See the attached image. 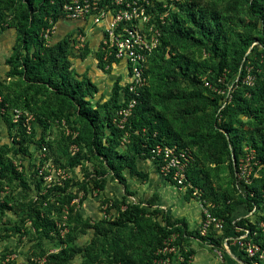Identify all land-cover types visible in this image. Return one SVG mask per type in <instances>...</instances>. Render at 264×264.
<instances>
[{
	"label": "rangeland",
	"instance_id": "1",
	"mask_svg": "<svg viewBox=\"0 0 264 264\" xmlns=\"http://www.w3.org/2000/svg\"><path fill=\"white\" fill-rule=\"evenodd\" d=\"M154 1L167 8L162 12L166 17L168 9L177 11L174 3L180 0ZM207 1L215 3L221 11L233 8L231 14L236 18L232 39L236 45L247 39L242 45L244 53L238 72L227 81L226 90L219 92L223 94V101H230L232 91H239L244 84L253 85L264 77V25L252 26L256 19L251 12L252 0ZM30 2L33 13L28 10ZM42 2L0 0V264H84L87 252L103 258L102 264H109L103 249L109 248L110 238L115 233L126 235L130 230H117L110 222L131 204L145 207L151 213V222L159 223L167 234L146 248L152 250L151 264H248L247 257L237 246L241 234H234L236 231L244 234L248 229L237 227L231 230L228 239L214 230L205 236L198 233L205 210L221 220L219 215L226 216L228 210L232 211L242 200L226 156L215 163L206 148V137L219 129L222 119L219 111L223 105H214L216 98L212 92L216 89L212 90L207 82L215 73L212 67H216L217 61L203 48L186 45L170 55L159 53L148 60L145 74L152 107L165 116L184 142L193 137L198 140L188 142L187 150L191 161L196 160L199 176L209 183L205 197L195 198L190 188L177 185L166 175L161 164L149 160L137 159L142 178L124 170L123 183L117 168L122 163L120 157L128 153L133 135L125 133L119 146L103 149L110 137L108 131L102 124L96 127L81 119L76 99L60 94L63 99L42 80L45 73L41 65L40 72L23 74L21 63L26 51L21 37L25 21L21 15L33 14L35 18L44 19ZM59 14L56 20L49 18L50 27L40 34L44 46L64 45L62 56L72 75H78L77 79L83 81L87 76L96 85L97 93L90 104L108 101L115 81L123 87L128 78L122 65L112 66L105 73L97 68L98 56L103 51L101 37L96 36L97 44L93 46L94 30L89 29L98 27L102 33L103 25L85 18L72 20L82 22V27L70 26L63 21L66 17L62 11ZM260 15L262 13L257 14ZM173 55H185L201 63L197 76L212 92L191 84L177 65L171 63L178 60ZM32 61L38 62L34 57ZM242 67L247 74L238 84ZM255 74L263 76L257 79ZM224 79L222 76L221 82ZM239 118L242 125L234 124L232 131L223 133L239 149L235 179L257 188L264 185V166L255 160V150L247 141L251 130L246 123L248 119ZM95 143H101L100 154ZM73 158H77L75 164L70 165ZM107 159L111 162L109 166ZM96 183H101L102 189H98ZM198 191L202 195V191ZM234 214L245 225L255 224L256 237L264 243V205L253 207L250 212L242 207ZM248 235L244 237L247 242L251 241ZM261 260L264 262V256Z\"/></svg>",
	"mask_w": 264,
	"mask_h": 264
},
{
	"label": "trees",
	"instance_id": "2",
	"mask_svg": "<svg viewBox=\"0 0 264 264\" xmlns=\"http://www.w3.org/2000/svg\"><path fill=\"white\" fill-rule=\"evenodd\" d=\"M63 2L64 0H54L52 3L50 0H43L44 19L35 18L33 14L31 16L26 15V13L21 15L22 20L25 21L24 25H22L21 37L22 46L26 51L25 59L21 63L23 74L28 75L40 72L39 65H41L45 73V77H41L42 80L51 85L57 95L61 96L60 94H62L65 97L67 95L75 98L81 119L92 122L96 127L102 124L104 129L108 131V136L110 137L107 138V143L103 145V149H112L119 146V141L125 133L133 135L131 144L127 147L128 153L120 157L122 163L117 168L119 170L118 174L122 175V172L127 170L130 175L142 178L143 173L137 169V159L153 161L159 165L158 158L152 159L151 151L155 146H176L179 149H187L188 142L197 143L196 137L184 142L180 135L173 131L165 116L152 107L147 87H144L140 91L139 96H136V105L122 128H119L114 121L116 118L118 119V110L131 98L126 86L122 87L119 85V81H115L111 98L108 101L102 103L95 101L94 105L90 104L91 99L97 93L96 85L87 76H85L83 81L77 79L78 75H72L64 56H62L65 50L64 45L52 46L53 48L45 47L44 40L40 35L43 29L50 27L49 18L54 20L59 18ZM251 4V12L254 13L253 16L256 18L255 21H252V26L257 24L264 25V0H252ZM174 6L177 11L168 9L169 13L164 18V23L159 24L160 43L148 60L158 56L159 53L165 52L170 55L176 49L181 50L186 45H193L203 48L208 56L213 57L217 61L216 67H212L215 73L207 79L209 86H212V90L215 88L217 92H212L210 87L204 85L202 80L198 78L197 72L199 67L202 66L201 63H196L185 55H173L178 57V60L171 63L177 65V68L186 75L185 78L191 84H198L201 90L212 92L216 98V100H213L215 106L223 105V108L219 111L222 118L218 125L219 129L206 137V148H208L209 156L215 163H219L222 156H226L231 175L235 180V186L242 193V200L236 203L237 205L232 211L228 210L226 216L219 215V219L223 221L222 234L226 237L230 236L232 234L231 230L237 227L248 229V236L251 242L257 243L261 251L264 249V243H261L256 237V225H245V222H242L241 219H236L238 217L234 213L242 207L245 211L250 212L253 207L264 205V185L252 188L250 183H246L242 179H235L239 161V149L234 145L233 140L226 138L223 132L229 133L232 131L234 124L241 123L240 125H242L243 122L239 117L248 119L246 123L251 126V130L247 141L250 147L255 150V160H258L260 166H264V77L259 80L258 77L262 74H255L258 80L253 85L244 84L239 91H232L230 101H227V99L223 101V94L219 92L226 90L225 84L238 72L244 53L242 45L246 44L245 41L247 40L245 39L243 44H240L239 41V45H236L232 39V34L234 33L232 26L236 17L231 12L234 9L221 11L215 3L207 0H180L174 3ZM33 8V3L30 2L28 10L33 13ZM153 9L161 13L167 8H163L162 3L154 1ZM260 13L262 15L257 16ZM18 26L16 25L15 27L20 28ZM175 45L177 48H175ZM31 48L33 49L29 57L28 53ZM105 56L106 58L104 59ZM33 57L38 62L32 61ZM61 58L63 62H61ZM118 64V59L111 55L108 56L104 51L98 56L97 68L104 73L109 71L113 65L116 66ZM260 67L262 68V65ZM262 72L264 75V70ZM146 73L147 69L145 68L144 74ZM246 74L247 70L242 67L238 84L241 83ZM222 76L225 79L221 82ZM84 86L86 87L85 90H83ZM61 97L65 99L63 96ZM96 108H103L106 111L98 112ZM149 117L154 118V120ZM92 123L89 124L91 125ZM135 133L137 135H134ZM100 144L95 143L96 151L99 154L102 149L99 147ZM75 159L77 158L71 159L69 164H75ZM106 161V165L109 166L111 162H109V159ZM199 174L200 169L196 160H190L186 170V181L193 188L201 190V197L203 198L209 188V183L206 180L203 181L204 177H200ZM122 180L124 183L123 175ZM96 186L98 189H102L101 183H96ZM189 192L192 193V188L189 189ZM148 204L150 203L148 202ZM113 207H116V203L113 204ZM120 212L119 217L115 221L110 222V225L116 227L117 230L125 228L130 230L126 235L115 233L110 238L109 248L103 249L109 264H151L153 258L152 250L148 251L146 248L151 246L152 241L160 240L159 237H166L167 234L164 227L157 222H151V213L145 207L131 204L126 205ZM168 213L167 210V216ZM213 216L217 217L218 215ZM220 216L222 217L220 218ZM183 226H186L185 222ZM234 234H242V231H236ZM209 240L211 243L213 242L212 239ZM241 253L246 256L243 251ZM85 258L84 264L103 263V258H99L95 253L87 252ZM247 259L248 264H251L253 260H257V255L253 259L248 257ZM257 261V264H264L263 261Z\"/></svg>",
	"mask_w": 264,
	"mask_h": 264
},
{
	"label": "built area",
	"instance_id": "3",
	"mask_svg": "<svg viewBox=\"0 0 264 264\" xmlns=\"http://www.w3.org/2000/svg\"><path fill=\"white\" fill-rule=\"evenodd\" d=\"M153 0H64L62 13L70 20L90 19L93 24H102V48L108 56L119 60L128 78L127 87L130 99L118 112L115 123L122 128L136 105V96L146 86L144 70L149 57L160 43L159 24L164 23L165 15L156 12ZM157 18V19H156ZM118 64V65H119ZM115 66V65H113ZM152 159L158 158L166 175L179 186L192 188V195L200 199L201 194L186 181V170L191 160L187 149L176 146H155ZM202 206V205H201ZM200 219L198 233L205 236L210 230L222 232L223 221L218 220L208 211H204ZM239 238L238 248L246 256L262 261L264 251L251 241H245L248 231H243ZM230 238V236L228 237ZM225 237L224 239H228ZM253 260L251 264H257Z\"/></svg>",
	"mask_w": 264,
	"mask_h": 264
},
{
	"label": "crops",
	"instance_id": "4",
	"mask_svg": "<svg viewBox=\"0 0 264 264\" xmlns=\"http://www.w3.org/2000/svg\"><path fill=\"white\" fill-rule=\"evenodd\" d=\"M64 19H65V18H64ZM63 21L67 22V24H69L70 26H71V25L73 26V25H76V24H77V25H79L80 27H82V25L80 24V23H82V22H73L72 20L67 19V18H66V20H63ZM61 22H62V21H61ZM65 22H63V23H65ZM70 22H72V23H70ZM69 25H68V26H69ZM89 28H90V27H89ZM93 30H94V33H93L94 35H93V36H95V37H94V42H95V44H94L93 46H96V44H97L96 42H97V41H95V38H96V36H97V37L100 39V37H102V36H101L102 33H101L100 28H98V27H94V28L91 27V28L89 29V31H93ZM96 40H97V39H96ZM93 46H92V47H93ZM119 65H121V64H119ZM123 71H124V70H123ZM123 73H124V72H123ZM124 74H125V73H124ZM187 220L189 221L190 219H187ZM189 223H190V222H189Z\"/></svg>",
	"mask_w": 264,
	"mask_h": 264
}]
</instances>
